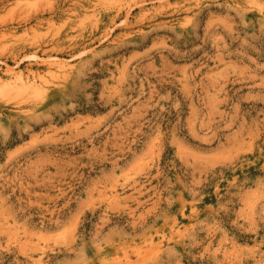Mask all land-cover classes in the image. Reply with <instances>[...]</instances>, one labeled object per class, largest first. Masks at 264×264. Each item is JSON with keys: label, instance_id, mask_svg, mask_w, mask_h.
I'll return each instance as SVG.
<instances>
[{"label": "rangeland", "instance_id": "1", "mask_svg": "<svg viewBox=\"0 0 264 264\" xmlns=\"http://www.w3.org/2000/svg\"><path fill=\"white\" fill-rule=\"evenodd\" d=\"M0 264H264V0H0Z\"/></svg>", "mask_w": 264, "mask_h": 264}, {"label": "bare ground", "instance_id": "2", "mask_svg": "<svg viewBox=\"0 0 264 264\" xmlns=\"http://www.w3.org/2000/svg\"><path fill=\"white\" fill-rule=\"evenodd\" d=\"M135 3H136V2H135ZM135 3H134V4H135ZM147 12H148V11H147ZM49 15H50V14H49ZM49 64H50V63H49ZM53 64H54V63H53Z\"/></svg>", "mask_w": 264, "mask_h": 264}]
</instances>
